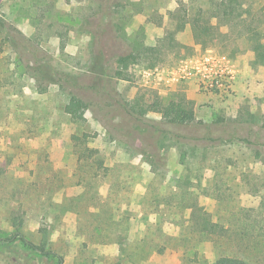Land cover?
I'll use <instances>...</instances> for the list:
<instances>
[{
	"label": "rangeland",
	"instance_id": "374dc122",
	"mask_svg": "<svg viewBox=\"0 0 264 264\" xmlns=\"http://www.w3.org/2000/svg\"><path fill=\"white\" fill-rule=\"evenodd\" d=\"M234 5L0 0V236L60 264H264V0ZM155 98L194 122L132 113ZM0 264L59 263L5 241Z\"/></svg>",
	"mask_w": 264,
	"mask_h": 264
},
{
	"label": "trees",
	"instance_id": "16d2710c",
	"mask_svg": "<svg viewBox=\"0 0 264 264\" xmlns=\"http://www.w3.org/2000/svg\"><path fill=\"white\" fill-rule=\"evenodd\" d=\"M228 1V7L226 10L222 12V15L224 17L227 16H234L235 19L237 17L236 15V8L235 3L236 0H227ZM232 18V17H231ZM7 28H9L5 21L0 18V33L3 34V37L5 38V41L8 42L12 40V38L9 37V33L7 32ZM217 30L214 29L213 26L209 24H202L201 18L196 17L193 18L192 24H191V32L195 39L200 41V37H210L216 32ZM260 45L254 46V50L258 51L260 49ZM153 47H146L144 50L146 52L153 51ZM137 56L133 54V52L124 55L119 56L116 59L117 66H120L122 69H126L127 66L131 63H135ZM121 74V72H119ZM217 92V90H214ZM87 109L86 104L76 96H71L68 100V102L65 104L64 112L68 115L69 119L72 122H78L84 119V114ZM131 111L134 114H137L138 116L142 117L146 115L147 113H155L158 114L163 120H165L168 123L171 124H177V125H188L194 122L195 120V113L193 109V105L190 101H169L168 103H164L159 98H155L152 102H150L147 105H142V102L137 100L135 101V105L131 106ZM85 136L76 137L73 136L72 139L75 141H83V138ZM79 145L81 143L79 142ZM81 156V155H80ZM218 225H214V231H217ZM18 242L20 243L25 249L31 250L38 255H40L43 258L46 259H57L58 263H62V257H60L55 251L52 250H40L37 246H35L32 242L27 240L21 233L15 232L10 238H2L0 236V242ZM212 264H245L242 261H239L235 257L231 256H222L216 259Z\"/></svg>",
	"mask_w": 264,
	"mask_h": 264
}]
</instances>
